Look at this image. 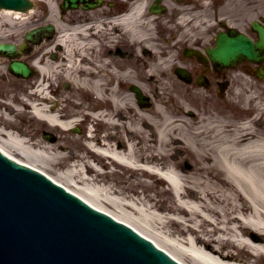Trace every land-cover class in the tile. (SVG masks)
Here are the masks:
<instances>
[{"label":"bare ground","instance_id":"1","mask_svg":"<svg viewBox=\"0 0 264 264\" xmlns=\"http://www.w3.org/2000/svg\"><path fill=\"white\" fill-rule=\"evenodd\" d=\"M37 1L48 5L47 19L42 22L57 28L56 36L38 45L27 43L29 54L20 56L22 60L32 57L28 64L36 76L20 92L0 99L4 116L0 135L4 143L15 147L11 151L0 144V150L19 162L42 157L64 166L60 176L28 163L118 220L122 218L110 209L146 213L159 230H165L169 239L165 238V243L173 252L153 236L140 233L182 264L187 262L179 256L190 257L193 264H264V79L249 76L255 80L252 87L260 91L242 92L236 84L244 76L230 73L225 80L226 93L215 96L212 91L222 76L209 77L208 72L204 75L208 84L192 83L182 93L173 94L171 85L183 87L186 82L172 69L181 66L192 72L200 66L172 58L171 50H160L158 42L162 40L149 31L150 24L158 20L143 7L148 0L139 4L134 16L142 28L138 34L136 21L112 23L101 20L103 15L94 21L95 14L57 18L52 7L57 0H31L28 10L0 9V43H15L23 32L42 23L37 22L40 14L35 15ZM199 14L190 11L177 16L175 26L180 29L181 22ZM162 20L160 27L169 23L165 17ZM121 29H128L134 45L153 50L149 59L136 56L143 73L131 74L133 58L101 51V47L114 45ZM160 36L166 40L163 31ZM179 40L177 37L170 48L184 44ZM52 47L55 59L48 58ZM8 60L0 56V66ZM60 77L68 82V91L54 87ZM130 85L152 98L148 107L137 105ZM53 93L59 97L51 98ZM0 94L2 98L7 95L5 91ZM73 94L84 101L71 100L76 98ZM178 97L201 101L202 109L186 107L190 105L185 106ZM16 118H21L26 128L17 127ZM84 122L94 126L90 133L76 140L68 136V141L81 148L80 154H75L77 149L70 154L56 152L49 142L37 137L43 127L42 132L65 133ZM111 124L130 131L118 136L120 147L99 135ZM94 165L106 170L102 173ZM106 177L115 178L121 188H113ZM156 199L167 201L164 212L155 207ZM136 205L146 207V212ZM227 247L237 252L224 251Z\"/></svg>","mask_w":264,"mask_h":264},{"label":"water","instance_id":"2","mask_svg":"<svg viewBox=\"0 0 264 264\" xmlns=\"http://www.w3.org/2000/svg\"><path fill=\"white\" fill-rule=\"evenodd\" d=\"M28 1L0 0V7L23 9L32 6L31 0ZM76 1L67 0L71 6H76ZM256 30L259 41L252 49L257 56L253 50L244 51L238 40L225 39L226 35L220 34L218 45L207 51L213 64L232 66L239 57H244H238L239 53L254 61L264 58L258 55L264 52V30L258 27ZM34 34L36 32H31L26 38L38 41ZM0 53L9 57L17 54L12 44H1ZM198 58L205 62L204 58ZM9 70L21 76L32 72L20 61H12ZM178 73L183 78L188 77L183 70ZM137 95L139 100L143 98L139 91ZM0 264L177 263L129 228L87 206L39 172L0 153Z\"/></svg>","mask_w":264,"mask_h":264},{"label":"rangeland","instance_id":"3","mask_svg":"<svg viewBox=\"0 0 264 264\" xmlns=\"http://www.w3.org/2000/svg\"><path fill=\"white\" fill-rule=\"evenodd\" d=\"M113 1H114V5L112 6L111 5L112 0H104V3H102L101 6L95 8L94 10H83L81 7H78L77 9L67 10L66 11V13H67L66 18L72 19V18H76L78 15H85V14H95L96 15L98 13L104 12L105 10H108L109 8H113V9H115V11L119 8H122V6H123L122 2H117L116 0H113ZM186 1H191V0H182L183 3ZM201 1L208 2L207 8L205 7L206 10L202 9L201 14H199V15H192L193 18L190 21H188V19H185V21L181 24V25H183V27L180 26L181 29H179V28L177 29V28H174V26H175V23L173 21L174 17L169 18V15H172V12L174 10V9H172V7L176 4L175 0H170L169 2H167L169 4L168 5L169 8H167V11L164 13V15H167V17L171 21H169V23H166V26L164 25V26L160 27L159 21H161L162 18L161 19L159 18L158 21H155V22H153V24H151V28L149 29V31L152 33V36L155 38H163L160 36L158 37L159 33L161 31H163V33L165 35L164 37H166L167 41L163 40L162 42H158V43H160L158 45L160 50L161 49H162V51L163 50H171L172 51L171 52L172 58H175L177 60H179V58H181V59L193 61L198 66H200V65L195 59L183 57L182 52H183V49L185 47L184 44H179V45L175 44L176 47L174 46V47L170 48L171 44L174 43V40H172V38H173L172 33L173 34L174 33L179 34V37H178V39H180L179 41H184L186 39L191 40V39H197V38H201L202 42L210 40L212 38V36L214 35L215 30L214 31L210 30L208 28V25L211 24V22L213 20L212 15H214V11L218 10L217 13L221 16H224L225 20H227L226 22L228 23V25L237 26L242 30H246L247 33L252 34L249 27H248L249 19L256 17L258 15L264 16V0H224L222 2H218V1L214 2L213 0H199V1L193 0L192 5H188V6L184 5V6H179V7H182V9L184 11L186 8H190L191 6L198 5V3L201 4L202 3ZM151 2H152V0H151ZM223 2H226V4L221 5V3H223ZM218 3H219V5H218ZM34 9L36 10L35 15L37 17L39 14H40V17H45L46 13L48 12V5L39 3L37 1L36 7ZM68 11H70V12H68ZM206 11H207V14L205 13ZM36 20H37V18L33 19V21H36ZM204 21H205V24H203ZM162 22H163V20H162ZM46 25H48V24L42 22L40 25H38L34 28H37L40 26H46ZM218 28L219 27L217 26L216 29H218ZM55 29H57V28H55ZM4 30H7V28H5ZM55 31H57V30H55ZM25 33L23 32L21 35H19V37H18L19 40H17L15 43L19 44V42L21 43V41H24ZM125 43H126V39L121 38V36L119 34L118 39H116V41L113 45V50L118 48V46H120V48H122V46L125 45ZM188 45H191V44L189 43ZM134 48H135V52H133V54L130 56V57H133V59L135 60L134 69H133L134 72H131V74L137 75L140 72L143 73V68L140 65V62L137 61L136 56L138 54H140L141 57H143L145 59L146 58L149 59V54L148 53L141 54L143 48H141L139 46H134ZM106 49H107L106 46L104 48L101 47V51H104ZM20 56L21 57L25 56L24 52ZM20 56H19V58H21ZM48 58H50V57H48ZM23 60L28 61L27 59H23ZM0 67H1L0 68V92L5 91L7 93L6 97H4V98H2V95L0 94L1 100L8 99L9 97H7V96L10 93L20 92V90H22L24 88V86L26 85V82L33 80V78L36 75L34 72L31 76H29L27 78L16 77L14 75H11L7 71V64L1 65ZM197 68L198 67L193 68L192 72L194 74L191 76L192 79L189 83H186L183 87L180 84H178L179 86L178 85H171L170 86L172 88L171 91L173 94L178 95L179 93H182L184 91V87L186 85H189L192 83L196 84V78L198 77L199 74L203 73V71L200 69L201 66L199 67V70H197ZM240 69H242V70L245 69L246 71H249L250 65L243 64L240 66ZM240 69H238V71ZM242 70H241V72H242ZM232 71H236V70H232ZM232 71H230V72H232ZM209 73L210 74H207L209 77L215 75V74H213V72L211 70L209 71ZM242 75H244V74H242ZM59 76H61L60 73H59ZM244 77L241 80H239L236 84V86L239 87L242 90V92L260 91L257 87H255V88L252 87V85L255 82L254 79H248V77H246L245 75H244ZM227 78L225 77V78L221 79V82H224V80H226ZM55 80H56V82H55L56 86H54V87L59 89V91L65 92V91L69 90L68 86L67 87L65 86L66 83L64 80L61 79V77L59 79H55ZM59 80H60V82L58 83ZM227 85L228 84H226L223 87L221 93L218 92V87L215 86L212 93L215 96L222 95V94L226 93ZM211 86H212V83L207 88H210ZM50 95L52 96L51 98H53V99L56 97L57 98L59 97V95L57 93H53ZM73 95L76 96V98L72 99L73 97H71V100L78 102V103H81L84 101L83 97H80L81 99H77L78 96L76 94H73ZM179 99L182 101V103H184L185 106L187 104L190 105V106H186V107H190L191 109L196 110V111L202 109L201 101H195L192 98H190V100H186L184 97H180ZM50 106H52L51 103H50ZM3 120H4L3 109H0V124H2L1 121H3ZM14 123L17 125V127L26 128V126L24 125L23 120L21 118H16ZM142 126L147 127V125L144 123H142ZM1 128H2V125L0 126V131H1ZM44 128H46V127H43L42 129H44ZM106 128H108V130L105 131V130L101 129L102 131H100L99 135H101V138L104 137L105 140L111 142L114 146H118V147L121 146L120 143H118V139H119L118 136L120 137V135L123 136L124 134L127 135V133H130V131H127V133H126V131H124V128H122V126H120L119 124L118 125L117 124H111L110 126H108ZM28 129L33 130L34 127L33 128L29 127ZM42 129L38 130L37 137L39 139H42V140L49 142L53 146V148H54L53 150H55L56 152H60L62 154H70V152H72V150L74 151V149H77V150H75V154L76 153L80 154L79 151L81 148L76 146L75 142L72 143V142L68 141V136L71 137L72 139L76 140L79 137H81V135H83L85 133H90L89 131L91 129H94V126H92V124H89V122H84L79 126L78 132H75L72 128L71 130L69 129V131H66L65 133H61L60 131H57V130H54V131L52 130L53 134L50 132H42L41 131ZM182 131H183V129H182ZM48 135H50V137H48ZM146 135H147V131H146L145 137H146ZM182 135L185 137L187 136L185 130L183 131ZM46 137L48 139H46ZM54 137H57V139H55ZM0 144L2 146H4L6 149H10L11 151H14V149H15V147L13 145H11L10 143H6V142L4 143V139L1 135H0ZM68 144H70V145H68ZM71 145L73 148L70 147ZM171 153L173 154L174 151H172ZM27 162L32 164V165H36L37 167L42 168L49 173L51 172L55 175H60V176L63 175V171L65 168L64 166H59L57 164H54V162L51 159L48 160V159H44L42 157H34V159L32 158L31 161H27ZM95 167H96V169H99L100 172H102V173L106 170V168H99L98 165H96ZM113 176H115V175H113ZM106 178H104V179H106ZM63 179L64 180L66 179L67 181L70 180L67 177H63ZM107 179H111V180H109V182H111L110 184H112L113 188H116V189L121 188V184H119V181L115 182V180H114L115 178L108 177ZM165 188H168V185H166ZM87 191H88L87 189H84L83 192H87ZM166 202H164L163 200L159 201L158 199H156L154 204H155V207L157 208V210L164 212L165 211L164 205H166ZM108 209H110V208H108ZM114 209H115V211H114ZM114 209L113 210L110 209L111 212L117 213L123 220L127 221L129 224H131L132 226L137 228L139 231L144 232L150 236H153L157 242H159L160 244H164L166 247H168V245H166V243H165V238L168 239L167 233H164L165 230H159L156 227V225L152 221L149 220V217L146 216V213L145 214L143 213V215H140L137 213H135V214L130 213L128 210L125 211V210H123V208H117V210H116V207H115ZM136 209L141 210L142 212H146L145 211L146 207H143L142 205H136ZM188 237H189V235H188ZM176 238H178V237H176ZM214 246H217V245H214ZM168 248L170 251H172V249L170 247H168ZM227 250L230 253L237 252L236 250H234L233 248H230V247L224 248V251H227ZM240 256H242V255H240ZM179 257L182 260H184L185 262H187V264H193V262L189 260V259H191L190 257H188L189 259L186 257H185L186 258L185 259L183 256H179Z\"/></svg>","mask_w":264,"mask_h":264}]
</instances>
